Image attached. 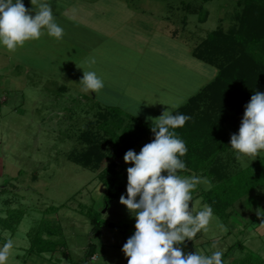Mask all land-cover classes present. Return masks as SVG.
<instances>
[{"label":"rangeland","instance_id":"374dc122","mask_svg":"<svg viewBox=\"0 0 264 264\" xmlns=\"http://www.w3.org/2000/svg\"><path fill=\"white\" fill-rule=\"evenodd\" d=\"M22 2L26 8L33 7L30 0ZM49 2L56 23L64 28L62 39L48 35L44 28L39 40L26 41L15 51L0 44V188H7L0 194V208L5 206L1 200L9 198L10 207L25 210L13 232L0 228V247L9 239L13 242L6 264L83 262L91 224L79 205H92L106 223L92 239L97 258L89 263L127 264L122 247L134 234L136 223L119 203L121 195L127 198V182L103 206L105 187L96 178L99 169L83 168L66 154L97 112L112 107L122 111L124 118L152 124L149 117L160 116L168 105L181 106L210 81L216 68L194 58L191 50L212 29L233 27L236 0ZM188 4L202 5L207 10L205 21L190 12ZM89 57L96 59L91 69L84 65ZM76 65L102 75L105 87L98 93L83 91V70ZM143 146L139 143L131 150ZM263 155L264 150L255 157L242 155L230 167L248 166ZM118 163L130 166L123 158ZM196 177L200 178L196 192L211 187L209 177ZM60 204L57 211L43 212ZM205 205L200 196L190 202L194 213ZM227 212L224 219L213 214L206 229L180 245L182 250H204L206 255L222 251L223 264H240L250 255L251 262L264 264V185ZM43 216L62 226L63 247L28 253V232Z\"/></svg>","mask_w":264,"mask_h":264},{"label":"trees","instance_id":"16d2710c","mask_svg":"<svg viewBox=\"0 0 264 264\" xmlns=\"http://www.w3.org/2000/svg\"><path fill=\"white\" fill-rule=\"evenodd\" d=\"M187 9L198 13V19L205 21L207 10L202 5L193 7L188 4ZM233 18L232 28L224 30L218 26L212 29L191 50L194 58L215 67L216 72L173 113L191 116L183 127L173 130L187 147V153L178 157L186 164L185 169L178 170V175L209 177L211 187L197 192L195 187L192 198L200 196L204 204L212 207L213 214L222 219L237 200L264 185V155L248 166L230 167L237 155L230 146V136L238 132L245 105L251 96L256 91L264 92V0H236ZM120 113L122 111L112 107L97 112L94 119L87 121L79 131L75 146L66 154L69 160L83 168L99 169L96 178L105 187L103 206H108L126 185L127 168L118 161L129 149L154 139L152 124L133 117L124 118ZM140 150L136 153L139 154ZM6 190L0 188V194ZM10 202L9 198L1 200L5 206L0 208V228L13 232L25 210L20 206L10 207ZM61 206L49 205L43 212L57 211ZM79 211L89 218L91 228L85 261L72 264H90L95 251L92 239L100 235L106 220L92 205L80 204ZM62 234L58 222L43 216L28 232V253L61 249L64 244ZM250 256L239 263L255 264L250 261Z\"/></svg>","mask_w":264,"mask_h":264},{"label":"clouds","instance_id":"9594fccd","mask_svg":"<svg viewBox=\"0 0 264 264\" xmlns=\"http://www.w3.org/2000/svg\"><path fill=\"white\" fill-rule=\"evenodd\" d=\"M30 3L32 8H26L22 0H0V44L9 51H15L26 41L39 40L44 28L58 40L65 35L64 28L55 21L49 0ZM95 64V57L84 61L90 69ZM77 67L83 70L80 80L83 91L98 93L105 87L102 75ZM168 106L160 116L148 118L152 121L154 139L139 154L129 149L123 157L126 164L133 166L126 169L127 198L121 195L119 203L135 216L136 223L135 232L123 245L122 252L127 264H223L222 251L206 255L204 250L186 253L180 247L186 239L193 240L201 229L207 228L213 209L205 205L194 213L190 208L192 191L200 178L178 175L177 170L186 168L178 157L187 153V147L173 130L183 127L191 116L173 114L178 105ZM230 146L237 159L242 155L255 157L264 150V92L256 91L245 105L239 130L230 136ZM219 227L227 231L223 224ZM12 247L10 239L0 247V264H6Z\"/></svg>","mask_w":264,"mask_h":264},{"label":"crops","instance_id":"0c3cea01","mask_svg":"<svg viewBox=\"0 0 264 264\" xmlns=\"http://www.w3.org/2000/svg\"><path fill=\"white\" fill-rule=\"evenodd\" d=\"M97 253H96V248H95V251H94V254H93V258L91 259L92 260H95L97 257ZM37 262V261H36ZM24 264H29V262L27 263L26 261L24 262ZM41 264H44V262H42ZM67 264H72V262H69Z\"/></svg>","mask_w":264,"mask_h":264}]
</instances>
